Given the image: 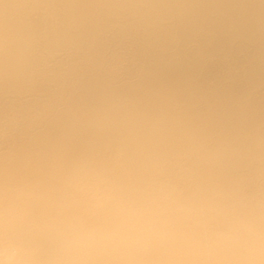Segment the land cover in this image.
<instances>
[{"label":"clouds","instance_id":"1","mask_svg":"<svg viewBox=\"0 0 264 264\" xmlns=\"http://www.w3.org/2000/svg\"><path fill=\"white\" fill-rule=\"evenodd\" d=\"M0 264H264V0H0Z\"/></svg>","mask_w":264,"mask_h":264}]
</instances>
